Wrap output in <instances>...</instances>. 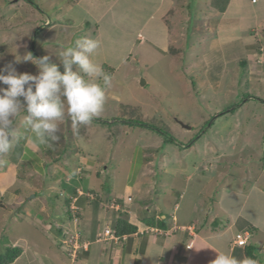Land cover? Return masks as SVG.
<instances>
[{
	"label": "rangeland",
	"instance_id": "1",
	"mask_svg": "<svg viewBox=\"0 0 264 264\" xmlns=\"http://www.w3.org/2000/svg\"><path fill=\"white\" fill-rule=\"evenodd\" d=\"M149 1L121 0L115 10L118 29L129 30L144 23L153 10ZM259 1L254 6L252 0H234L229 12L233 16V31L221 37L219 34V39H214V34H211L212 39L201 37L202 23L207 22L203 3L197 11L196 0L193 2V14L187 7L180 8L179 12L184 14L181 28L186 31L187 39L179 35L178 40L172 41L170 53L175 51V56L163 53V44L158 53L151 49L148 53V48L138 46L119 66L125 53L116 49L122 44L117 42L121 36L115 31L105 40L106 54L101 55L100 48V57H95L111 77L103 111L96 118H104L110 124L92 121L77 125L66 113L59 124V140L53 142L46 157L55 160L63 156L74 162L80 154L99 155L106 163L101 167L103 173L124 178L138 151L143 150L145 163L155 165L148 169L155 172L154 176L148 175L149 178L145 177L148 183L143 182L145 187L154 185L146 189L150 198L145 202H152L155 194L165 193L170 188L185 189L178 212L181 216L195 203L202 211L203 205H209V198L223 197L233 212L255 220L258 216L263 219L264 195L260 196L258 191L260 186L264 188V102L258 100L264 101V81L258 77L261 71L251 73L250 66L244 69L240 64L244 59L251 61L242 48L243 40L251 34L249 28L259 25L264 18V0ZM73 2L77 1L0 0V68L12 63L18 73L36 75L35 65L31 62L16 64L15 57L32 54L34 47L37 54L48 55L52 62L59 63V53L64 47L75 46V41L81 37L95 38L82 21H78V25L73 23L72 15L76 11ZM240 3L245 9L238 14L236 9ZM257 35L260 39L261 35ZM209 43L227 46L231 51L227 62H219L213 54L208 57ZM257 62L252 61V67ZM112 68H116L115 73ZM142 79L146 80L145 85L141 84ZM248 96L258 99L247 100ZM233 107H236L234 112L225 113ZM24 115L26 113L22 112L14 120L13 127L19 138L2 157L6 162L17 163L23 155L21 137L27 132ZM129 120L143 121L164 134L123 123ZM169 138L176 144H166ZM3 167L5 163L0 165L1 169ZM27 174L20 172L18 176ZM260 210L261 213H257ZM262 222L264 226V219ZM263 229L260 228L255 242L264 243Z\"/></svg>",
	"mask_w": 264,
	"mask_h": 264
},
{
	"label": "crops",
	"instance_id": "2",
	"mask_svg": "<svg viewBox=\"0 0 264 264\" xmlns=\"http://www.w3.org/2000/svg\"><path fill=\"white\" fill-rule=\"evenodd\" d=\"M76 1L72 5L76 9L73 23L78 25L82 21L88 33L93 32L95 39L100 38L101 55L107 52L105 40L115 31L119 32L121 38L117 42L122 47L116 49L125 53L120 66L138 46L148 48V53L150 49L158 53L163 44V53L175 56L174 50L170 53L172 41L178 40L179 35L187 39L186 31L181 28L184 14L179 9L187 7L192 12L195 0H156L155 3L150 0L153 10L146 21L135 23L129 30L117 26L115 10L121 0ZM233 2L196 0V10L203 3L207 13V22L202 23V38L214 34L212 37L219 39V34L221 37L232 33L233 16L229 12ZM259 2L252 4L256 6ZM242 9L245 7L240 3L237 13L243 12ZM249 31L251 34L242 43L245 57L251 59H246L247 66L251 73L261 71L258 77L264 81V18ZM257 34L261 35L260 39ZM217 46L209 43L214 53L209 51L208 57L213 54L219 62H227L231 51L227 46ZM252 61L258 62L252 67ZM115 69L112 68V73ZM21 138L20 160L6 162V167L0 168V254L8 248L20 249L18 257L7 264H211L219 252L242 260L248 257L246 248L234 243L246 233L247 244L258 252V264H264V243L255 242L260 228H264V217L258 216L255 220L235 213L223 197L209 198V205H203L202 211L195 203L181 216L178 212L185 189L170 188L155 194L152 202H145L150 198L146 189L154 186L145 187L148 175L155 174L148 169L155 165L145 163L143 150L138 151L137 158L130 163L129 173L122 178L103 173L101 167L106 163L99 155L80 154L74 162L63 156L50 160L46 154L53 142L39 144L28 130ZM143 169L146 170L143 172ZM20 172L28 174L20 178ZM259 188V195H264V188ZM120 219L135 227L136 232L119 236L116 231Z\"/></svg>",
	"mask_w": 264,
	"mask_h": 264
},
{
	"label": "clouds",
	"instance_id": "3",
	"mask_svg": "<svg viewBox=\"0 0 264 264\" xmlns=\"http://www.w3.org/2000/svg\"><path fill=\"white\" fill-rule=\"evenodd\" d=\"M101 47L98 39L81 37L75 46L59 53V63L45 55L34 58L29 52L14 63L31 62L38 74L18 73L12 63L0 68V157L7 155L18 140L14 120L23 116L24 126L39 144L59 140V124L66 113L77 125L90 124L103 111L106 89L111 77L95 57ZM102 81V83H100ZM6 161L0 159V165ZM247 246V245H246ZM245 246V247H246ZM211 264H258L256 259L238 260L229 253L219 252Z\"/></svg>",
	"mask_w": 264,
	"mask_h": 264
},
{
	"label": "trees",
	"instance_id": "4",
	"mask_svg": "<svg viewBox=\"0 0 264 264\" xmlns=\"http://www.w3.org/2000/svg\"><path fill=\"white\" fill-rule=\"evenodd\" d=\"M252 2H253V0H252ZM257 2H258V0L255 3H257ZM32 54L36 58L43 57L42 55L37 54V52L35 51L34 47L32 48ZM240 64L244 68V67H247L248 62H247L246 59H244L243 61H241ZM252 99L256 100L258 98L257 97H253V96H248L247 100H252ZM245 100H246V98H244L243 101H245ZM258 101L264 102L261 99H259ZM235 109H236V107L230 108L229 110L225 111V113L226 112H234ZM94 120L97 121L98 123H101V124H110L106 120H102V119H94ZM123 123L128 124L130 126L140 127V128L154 129V130L158 131V133L164 134L162 130L160 131V130L156 129V127H154L153 125H150V124L145 123L143 121L129 120V121L123 122ZM165 134H166V136H171L168 133H165ZM165 143L166 144H176V141L173 138H169V139L165 140ZM146 222L150 223L151 225H153L152 224L153 222L151 223V221H146ZM136 230L137 229L135 227H133L131 224H129L127 221H125L123 219H120L118 221L117 231L116 232H117V234L119 236L132 234V233L136 232ZM245 248H246V255L248 257H250L252 259H257L258 258L256 249H255L254 246L247 244V246ZM19 254H20V249H18V248H8L4 253L0 254V264H7V263H10V262L14 261L18 257Z\"/></svg>",
	"mask_w": 264,
	"mask_h": 264
},
{
	"label": "built area",
	"instance_id": "5",
	"mask_svg": "<svg viewBox=\"0 0 264 264\" xmlns=\"http://www.w3.org/2000/svg\"><path fill=\"white\" fill-rule=\"evenodd\" d=\"M257 0H253V2L255 3ZM249 240V235L246 233L243 236H240L238 238V240L234 243L235 245H239V246H246Z\"/></svg>",
	"mask_w": 264,
	"mask_h": 264
},
{
	"label": "water",
	"instance_id": "6",
	"mask_svg": "<svg viewBox=\"0 0 264 264\" xmlns=\"http://www.w3.org/2000/svg\"><path fill=\"white\" fill-rule=\"evenodd\" d=\"M141 84L142 85H145L146 84V80L145 79H142Z\"/></svg>",
	"mask_w": 264,
	"mask_h": 264
}]
</instances>
